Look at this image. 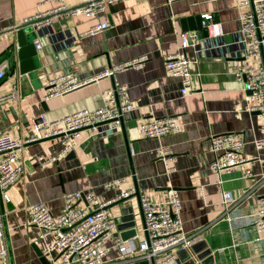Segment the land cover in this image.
Instances as JSON below:
<instances>
[{"label": "crops", "instance_id": "crops-1", "mask_svg": "<svg viewBox=\"0 0 264 264\" xmlns=\"http://www.w3.org/2000/svg\"><path fill=\"white\" fill-rule=\"evenodd\" d=\"M84 1L64 0L68 6ZM37 2L0 0V63L5 59L10 62L6 76L0 80V136L29 137L35 132L34 118L42 113L55 120L85 108H97L115 82L127 85L135 108L125 112L121 129L101 136L84 132L74 155L69 156L70 151L48 166L36 156L55 154L62 146L60 138L24 146L26 169L7 191L11 200L5 202L0 195L9 251V262L0 256V264H43L35 246L56 264L59 251L49 249L53 238L42 237L37 226L28 224L27 207L44 202L58 215L65 195L75 191H94L101 201L110 200L118 191L105 187V183L119 178H125L123 188L139 192L125 205L133 207L140 238L146 237L140 193L162 201L177 190L182 203V231L199 236L194 244L205 242L212 249L213 264H264V239L256 227L259 200L264 195V161L254 144L255 139L264 137V118L248 112V93L232 74L236 66L258 65L256 58L244 56L237 0H175L171 4L167 0H125L108 5L107 13L100 17L56 15L51 26L40 33L43 46L34 57L36 68L23 74L16 32L27 17L37 12ZM50 7L47 4L42 8ZM204 13H212L222 23L220 38H200L198 31L183 29V18ZM102 21L110 22L105 31L86 33ZM183 32L196 33L200 48L186 49L187 57L197 60L191 66L187 95L181 93L182 79L169 75L165 67L167 55L180 49ZM140 56H146V61L139 69L128 68L112 78L46 99L53 75L89 77L111 64ZM14 85L18 86L17 97L13 96ZM172 116L181 128L161 139L144 137L139 131L144 121ZM232 132L245 138L243 154L250 162L231 172L213 171L209 139ZM160 145H168L177 157L168 173L152 153ZM246 168L251 169V176H245ZM225 191H231L233 202L224 203ZM77 203L94 207L84 199ZM122 208L120 204L109 208L119 222ZM117 231L116 227L113 236ZM106 245L111 247L105 258L111 260L110 264L155 262L121 257L113 240ZM192 256L195 264H202Z\"/></svg>", "mask_w": 264, "mask_h": 264}, {"label": "built area", "instance_id": "built-area-1", "mask_svg": "<svg viewBox=\"0 0 264 264\" xmlns=\"http://www.w3.org/2000/svg\"><path fill=\"white\" fill-rule=\"evenodd\" d=\"M125 0H85L82 4L68 6L64 0H38L37 12L27 17L24 24H31L36 32L34 44L37 50L42 48L40 33L49 28L52 18L59 14L66 16L84 14L87 17H100L107 13L108 5ZM171 4L175 0H167ZM51 7L43 9L44 5ZM240 20V42L244 46L246 58H256L257 66H236L232 70L235 79L243 84L248 93L250 105L248 112H258L264 118V0H237ZM203 26L207 27L210 38L223 35L222 23L212 13L202 14ZM110 26L109 21L94 24L86 33L96 35ZM188 47L199 48L196 33H181L180 49L165 59L166 72L180 77L183 82L182 95L189 93L192 80V63L186 55ZM146 61V56L135 57L122 63L111 64L93 76L79 77L73 73L53 75L49 81L50 90L46 99L64 95L89 83L99 82L106 77H114L128 68L139 69ZM10 67L9 60L0 63V80ZM18 86L14 85L13 96L17 97ZM135 108L128 97L126 84L115 82L107 90L106 97L97 108H85L69 113L55 120H50L42 113L34 118V134L27 138H15L5 134L0 136V195L5 202L11 200L8 189L23 175L27 159L22 151L27 143L42 139L60 138L61 148L51 156L37 155L43 166H48L65 157L74 150L84 132L91 135H105L122 128L124 114ZM181 124L176 117L153 118L139 125L144 137L161 139L165 135L180 130ZM245 138L237 132L212 135L209 139V151L212 154L210 168L218 173L231 172L238 166L246 165L250 159L243 154ZM255 147L262 152L264 161V137L254 140ZM152 153L162 161L168 173L174 168L177 157L168 145H160ZM31 156L28 157V159ZM261 159V158H258ZM251 169L246 168L245 176H251ZM125 178L112 179L105 187L114 188L118 195L110 200L101 201L94 191H75L65 195V204L60 214L55 215L44 202L33 203L27 207L28 224L37 226L42 237L51 236L50 250L57 249L59 258L56 264H110L105 260L111 247L106 242L113 240L121 257H138L154 260V264H173L179 249L188 248L196 242L198 235H188L182 231V203L177 190H173L167 199L154 201L146 193L141 195V207L145 216L146 237L137 233L130 239L123 240L113 236L117 221L111 216L110 205L118 199L129 198L136 193L134 188L125 189ZM84 199L93 209L80 205ZM224 203L234 201L231 191L223 194ZM256 227L264 239V195L260 197L257 210ZM5 214L0 211V256L9 262V251L4 233ZM160 260L157 261V258Z\"/></svg>", "mask_w": 264, "mask_h": 264}, {"label": "water", "instance_id": "water-1", "mask_svg": "<svg viewBox=\"0 0 264 264\" xmlns=\"http://www.w3.org/2000/svg\"><path fill=\"white\" fill-rule=\"evenodd\" d=\"M202 16H190L182 19L184 30H196L199 33L200 38H209V33L207 27L202 24ZM33 27L31 24L27 23L17 28V43H18V55H19V67L20 71L25 74L36 68L34 57L39 55V50L36 49L34 44V39L36 37V32L32 31ZM258 113V112H257ZM74 155L72 150L69 156ZM138 190L136 195H138ZM129 198H121L113 202L111 205H123L122 215L120 217V222L116 218L117 229L115 233L116 236H120L123 240L132 238L137 234V223L135 219V214L133 212V207L130 205H125ZM110 205V206H111ZM143 211V210H142ZM145 226V221H144ZM37 254L40 256L43 264H52L51 261L46 257L41 248L35 246ZM191 251V252H190ZM192 253L202 264H213L214 255L211 248L203 243H195L189 248H183L177 252L178 259L177 264H195L196 260L193 259ZM187 262V263H186Z\"/></svg>", "mask_w": 264, "mask_h": 264}, {"label": "rangeland", "instance_id": "rangeland-1", "mask_svg": "<svg viewBox=\"0 0 264 264\" xmlns=\"http://www.w3.org/2000/svg\"><path fill=\"white\" fill-rule=\"evenodd\" d=\"M32 31H34V29Z\"/></svg>", "mask_w": 264, "mask_h": 264}]
</instances>
